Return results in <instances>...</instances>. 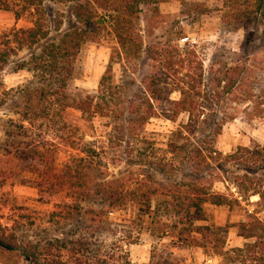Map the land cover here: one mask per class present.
Segmentation results:
<instances>
[{"label":"rangeland","instance_id":"obj_1","mask_svg":"<svg viewBox=\"0 0 264 264\" xmlns=\"http://www.w3.org/2000/svg\"><path fill=\"white\" fill-rule=\"evenodd\" d=\"M255 1L164 0L156 8L152 4L141 5L138 14L143 47L172 52L193 50L205 70L213 63L210 80L228 77L230 91L216 109L235 110V94L249 87L245 90L251 97L240 103L236 117L227 121L212 141L213 147L222 153L253 141L264 143V10L260 15ZM0 4V238L19 247L48 235L63 236L68 230H75L78 218L70 209L73 198L69 196L80 188L77 183L84 187H91L94 181L119 187L148 185L157 189L153 203H158L159 213H167L164 207L178 197L179 182L188 181L180 175L166 177L154 169L158 162L180 161L167 149L171 132L185 120L183 113L174 121L168 116L170 101L179 97L171 77L161 74L157 85L162 95L154 102L155 114L143 124L131 119L136 104L144 97L153 62L148 63L142 53L124 66L117 59L113 35L105 27L96 39L81 45L63 93L54 84H47L41 59L35 57L76 24L69 3L44 1L39 18L47 33L33 45L22 47L9 42L12 31L31 27L35 16L26 11L15 18L11 10L17 7L14 0H0ZM58 19L61 24L56 28ZM237 61H241L239 70L245 73L243 88L235 84V68L225 73ZM108 65L109 86L100 92L99 80ZM241 95L246 99V94ZM83 100L89 104L86 111L78 108ZM50 167L58 181L66 178L64 184L53 182L55 176L47 173ZM216 173L211 169L202 180L211 184L212 189L226 192L223 179ZM173 183L179 186L174 188ZM204 208V224L226 225L224 250L251 241L238 234L237 223L243 220V213L235 206L228 209L225 205L206 204ZM131 212L128 208L109 214V220L119 225L109 226L105 243H121L132 264H148L151 245L145 236L131 235L129 245L117 241L119 234L130 229ZM170 250L181 264H239L235 256L227 262L213 254L209 246ZM63 254L64 264H72L69 253ZM109 261L92 258L90 264ZM0 264L29 263L19 250L0 246Z\"/></svg>","mask_w":264,"mask_h":264},{"label":"trees","instance_id":"obj_2","mask_svg":"<svg viewBox=\"0 0 264 264\" xmlns=\"http://www.w3.org/2000/svg\"><path fill=\"white\" fill-rule=\"evenodd\" d=\"M44 1H67L70 15L76 23L35 57V60L41 59L42 68L47 73V84L66 90L72 76V63L81 45L86 40L96 39L105 27H109L113 35L117 44V59L124 66L136 61L142 53L148 63L153 62V73H149L144 97L136 104L131 119L143 124L155 114L154 102L156 104L162 95V89L157 85L161 74L171 77L179 97L170 101L168 116L174 121L183 113L185 120L171 132L172 139L168 141L167 149L173 158L180 161L158 162L154 169L166 177L180 175L188 181L179 182L180 188L176 189L179 195L171 200V205L164 207L167 213L163 214L159 213L158 203H153L157 189L151 186L119 187L110 182L94 181L91 187H84L77 183L80 188L69 196L73 198L70 209L78 218L75 230H68L63 236L48 235L41 241H29L19 247L0 238V246L19 250L29 264H64L63 253H69L72 264H90L92 258L99 262L108 258L110 261L107 264H132L128 250L122 249L121 243L117 245L113 241L106 244L104 239L110 225H119L109 220V214L131 208V215L128 216L130 229L119 234L117 241L129 245L131 235L139 238L145 236L151 245L148 264H181L171 248L206 246L227 262L235 256L239 264H264V143L253 141L237 146L228 153H222L212 145L223 125L236 117L240 103L250 96L249 91L245 90L249 87L235 94V110L220 111L221 108L215 107L223 103L231 85L227 84L229 79L226 76L212 77L210 80L212 62L205 70L193 50L176 49L172 52L164 48L152 50L143 47L138 29L140 6L152 4L156 8L164 0H14L17 7L9 8L15 18L26 11L35 18L31 27L13 30V38L9 42H14L18 47L30 46L46 35L39 18ZM255 10L260 15L263 13L264 0L255 1ZM60 24L61 19H58L55 27L59 28ZM2 60L5 61V58ZM240 63L237 61L235 66L225 70L228 73L235 68V84L238 87H242L245 81L244 70H239ZM110 78L111 66L108 65L99 80L100 92L109 86ZM241 94H246V99ZM88 105L83 100L78 108L86 111ZM141 106H144L142 111ZM31 156H34L33 152ZM211 169L216 170V175L223 179L226 192L214 190L211 184L202 180ZM47 173L55 176L53 182L64 184L66 178L58 181L59 177H56L52 167ZM178 186V183H173L174 188ZM253 197L255 199L251 201ZM206 204L225 205L228 209L235 206L242 211L243 220L237 223L238 234L251 241L242 247L224 250L223 232L226 225L213 227L203 223L207 219ZM172 210V213H168ZM115 245L117 249H114ZM114 253L118 255L114 257Z\"/></svg>","mask_w":264,"mask_h":264}]
</instances>
